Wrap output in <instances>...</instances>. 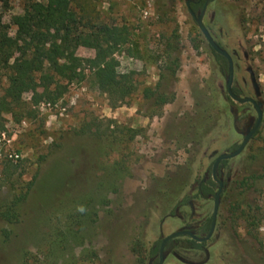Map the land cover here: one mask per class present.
I'll list each match as a JSON object with an SVG mask.
<instances>
[{
    "label": "rangeland",
    "instance_id": "1",
    "mask_svg": "<svg viewBox=\"0 0 264 264\" xmlns=\"http://www.w3.org/2000/svg\"><path fill=\"white\" fill-rule=\"evenodd\" d=\"M23 5L0 0L10 35L11 17ZM70 6L82 28L128 27V47L137 50L114 56L135 87L114 106L86 69L56 101L35 105L33 117L0 115V213L29 188L15 221L0 215V264H148L157 240L211 215L212 198L196 196L197 183L218 154L242 140L232 126L225 78L185 0H70ZM211 7L217 40L236 60L234 85L254 96L246 71L252 67L263 117L240 154L221 166L227 181L204 264H264V0H215ZM76 54L88 58L94 50L79 46ZM167 69L176 71L172 83L163 82L174 96L158 106L144 90H154ZM5 86L2 76L0 94ZM30 96L24 91L22 101ZM239 114L238 129L256 117L249 103ZM13 151L20 156L9 158ZM185 195L194 197V215L188 205L176 206ZM175 248L187 261L205 258ZM164 261L182 264L172 256Z\"/></svg>",
    "mask_w": 264,
    "mask_h": 264
},
{
    "label": "trees",
    "instance_id": "2",
    "mask_svg": "<svg viewBox=\"0 0 264 264\" xmlns=\"http://www.w3.org/2000/svg\"><path fill=\"white\" fill-rule=\"evenodd\" d=\"M11 22L15 27L13 35L0 18V79L4 76L6 81L0 94V115L10 113L15 120L33 117L35 105L43 100L56 101L65 93L70 82L84 78L86 69L114 106L123 103L133 92L135 85L132 76L118 71V61L114 56L117 50L123 48L137 50L135 45L134 48L128 47L131 38L126 25L98 24L82 28L70 0H24L22 12L13 15ZM79 46L93 49L94 55L88 58L78 56L76 50ZM210 53L219 73L225 75L226 59L211 48ZM167 70L170 72L160 74L154 90H144L145 96L152 98L158 106L169 102L174 96L168 94L170 89L166 85L172 83L176 71ZM30 90L29 102H23L22 93ZM234 91L239 93L235 88ZM230 102L237 110L243 106ZM225 162L222 160L219 166ZM214 187L217 185L209 176L200 184L197 196L206 198L214 193ZM27 190L16 196L0 213L3 219L9 222L17 219L15 207L26 196ZM189 198V195H185L176 206L185 204ZM209 222L210 218L201 228L202 233L208 230ZM160 241L151 246V259L157 257ZM203 245L190 237L181 236L169 240L166 248L194 249Z\"/></svg>",
    "mask_w": 264,
    "mask_h": 264
},
{
    "label": "water",
    "instance_id": "3",
    "mask_svg": "<svg viewBox=\"0 0 264 264\" xmlns=\"http://www.w3.org/2000/svg\"><path fill=\"white\" fill-rule=\"evenodd\" d=\"M186 6L188 7V1H186ZM204 9L201 11V13L198 16H195L194 13L190 10V14L192 15L194 21L196 22L199 30L203 34L205 40L210 45V47L213 49L214 52H216L219 55H222L227 60V73L225 78V89L227 92V95L229 98L238 104H244V103H251L253 108L256 112V118L254 121L253 126L248 129L246 132H241L243 135L241 143L237 146L236 149L232 151H225L220 154H218L212 165H211V176L212 180L216 183L217 187L213 195V210H212V216H211V222H210V228L208 230V233L204 236H196L191 230L189 229H178L176 231H173L169 233L168 235L164 236L159 244L158 249V260L156 264H163L165 260V246L168 243L169 240L180 237L183 235L190 236L194 240L198 242L206 241L210 238L214 231L215 226V220H216V213L220 202V195L223 189V180L218 174V165L220 161L227 160L229 158L235 157L244 149L247 142L250 140V138L254 135V133L258 130L261 120H262V102L258 100L257 98L260 96V87L256 80V77L252 71V68L250 66L247 67V71L249 73L250 83L254 91V96H241L236 94L232 90V82H233V75H234V64L232 61L231 56L228 54V52L220 47L211 37L210 33L206 29V27L203 24L202 17H203ZM230 111H233V107H230ZM233 125H235V116L233 117ZM215 153V151H213Z\"/></svg>",
    "mask_w": 264,
    "mask_h": 264
},
{
    "label": "flooded vegetation",
    "instance_id": "4",
    "mask_svg": "<svg viewBox=\"0 0 264 264\" xmlns=\"http://www.w3.org/2000/svg\"><path fill=\"white\" fill-rule=\"evenodd\" d=\"M186 1H188V7L186 6ZM215 0H185V6H186V9H187V11H188V13L190 14V10L194 13V15L195 16H198L200 13H201V11L204 9V13H203V17H202V21H203V24H204V26L206 27V29L208 30V32L210 33V35H211V37L213 38V40L220 46V47H222L223 49H225L227 52H228V54L231 56V58H232V61H233V64L235 65V63H236V60L233 58V55H232V52H230L220 41H218L217 40V35L215 34V32H214V24L212 25V23H214V15H215V13H214V9H213V7H211V5L213 4V2H214ZM190 16H191V18L193 19V17H192V15L190 14ZM193 21H194V19H193ZM195 22V21H194ZM196 23V22H195ZM197 25V24H196ZM201 32V31H200ZM202 34V33H201ZM202 36H203V34H202ZM203 38H204V36H203ZM205 39V38H204ZM205 43H206V46H207V48H208V50H209V52H210V45L207 43V41L205 40ZM212 49V48H211ZM213 50V49H212ZM211 54V53H210ZM212 56V55H211ZM222 56V55H221ZM243 57H244V59H246L247 57H248V55H247V53L246 52H243ZM212 58H213V56H212ZM225 58V57H224ZM213 61H214V59H213ZM226 62H227V60H226ZM252 68V67H251ZM234 70H235V66H234ZM246 71H247V67H246ZM252 71H253V69H252ZM248 72V71H247ZM226 73H227V70H226ZM254 73V72H253ZM249 74V73H248ZM221 76H224V78H226V74L225 75H223V74H220ZM255 75V74H254ZM250 79V78H249ZM234 88L235 89H237L236 87H235V85H234V75H233V82H232V90L234 91ZM253 89V88H252ZM237 91L239 92V93H236L235 91V93L236 94H238V95H241V96H246V95H243L238 89H237ZM225 92H226V89H225ZM226 94H227V92H226ZM253 94H254V91H253ZM228 96V95H227ZM229 97V96H228ZM247 103H249V102H247ZM244 104H246V103H244ZM251 106H252V104L251 103H249ZM237 105H243V104H238L237 103ZM231 107H233V106H231ZM253 107V106H252ZM254 109V108H253ZM255 110V109H254ZM263 111V110H262ZM233 113H234V116H235V125H233V121H232V126H233V129L235 130V131H239V134L242 136V138H243V135L241 134V132H246L248 129H250L252 126H253V124H254V121H255V118L254 119H249L248 121H247V123L242 127V129H238V127H237V125H236V123H237V120H239L240 119V114H239V110H237V109H235L234 107H233ZM262 117H263V115H262ZM262 121V120H261ZM260 125H261V123H260ZM259 128H260V126H259ZM258 128V129H259ZM257 132V131H256ZM255 132V133H256ZM255 133H254V135H255ZM253 135V136H254ZM252 136V137H253ZM251 137V138H252ZM250 138V139H251ZM242 141V140H241ZM241 143V142H240ZM239 143V144H240ZM238 144V145H239ZM238 145H236V148H237V146ZM235 146V145H234ZM233 146V147H234ZM236 148H232V150H234V149H236ZM231 150V151H232ZM220 163H221V161H220ZM220 163H219V165H220ZM218 165V174H219V176L222 178V180H223V189H222V192H223V190H224V187H225V183H226V181H227V179L226 180H224V178H223V176H222V172H223V170L221 169L222 167L221 166H219ZM209 176H211V169H210V175ZM209 176H206L205 175V177L203 178V179H201L198 183H197V186H196V191L198 192L199 191V188H200V184L202 183V181H205V179L206 178H208ZM212 177V176H211ZM215 190H216V188H215ZM215 190H214V192H215ZM222 192H221V195H220V202H219V206H218V209H217V213H216V220H215V226H214V231H213V233L215 232V228H216V224H218V217H219V214H220V212H221V203H222V200H221V197H222ZM213 195H214V193L213 194H209L206 198H212V202H213ZM196 196H197V194H196ZM189 199L186 201V203L185 204H182V205H188L190 208H191V212H190V214L191 215H194V213H195V211H196V209H195V205H194V201H193V196L191 195H189ZM199 197H201V196H199ZM180 206V205H179ZM178 207V206H177ZM212 210H213V205H212ZM211 216H212V212H211V215H210V217H207V218H205L203 221H201V222H199V223H197V224H189V225H185L184 227H182L183 229H189V230H191L196 236H204V235H206L207 233H208V230H209V228H210V222H211ZM208 218H210V222H209V227H208V230L206 231V233L204 234V233H202L201 232V228L203 227V225H204V223L206 222V220L208 219ZM181 228V229H182ZM213 233H212V235L210 236V238L213 236ZM183 236H185V237H190V236H187V235H183ZM181 237V236H180ZM191 238V237H190ZM209 238V239H210ZM191 239H193V238H191ZM208 239V240H209ZM208 240H206V241H203V242H198V241H196V242H198V243H204V245L202 246V248H194V249H192V248H184L185 250L187 249V250H192V251H202L203 253H204V256H205V258L203 259V260H200V261H196V262H194V261H187L186 259H184L183 257H181L180 256V254L178 253V251H177V249L176 248H166V246H165V260L167 259V257H169V256H172L176 261H178V262H180V263H182V264H204V263H207L208 262V260H209V252H208V249H207V247L205 246V243L208 241ZM157 260H158V254H157V257H154L153 259H151L150 258V260H149V262H148V264H156V262H157ZM165 262V261H164Z\"/></svg>",
    "mask_w": 264,
    "mask_h": 264
},
{
    "label": "built area",
    "instance_id": "5",
    "mask_svg": "<svg viewBox=\"0 0 264 264\" xmlns=\"http://www.w3.org/2000/svg\"><path fill=\"white\" fill-rule=\"evenodd\" d=\"M19 156H20V154L15 152V151L8 153V157L9 158H14L15 159V158H18Z\"/></svg>",
    "mask_w": 264,
    "mask_h": 264
},
{
    "label": "clouds",
    "instance_id": "6",
    "mask_svg": "<svg viewBox=\"0 0 264 264\" xmlns=\"http://www.w3.org/2000/svg\"><path fill=\"white\" fill-rule=\"evenodd\" d=\"M81 210H83V209H81Z\"/></svg>",
    "mask_w": 264,
    "mask_h": 264
}]
</instances>
